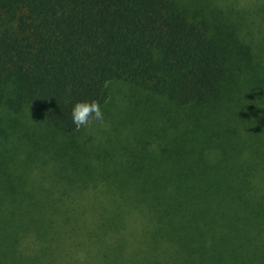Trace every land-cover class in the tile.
Returning a JSON list of instances; mask_svg holds the SVG:
<instances>
[{
  "label": "trees",
  "instance_id": "trees-1",
  "mask_svg": "<svg viewBox=\"0 0 264 264\" xmlns=\"http://www.w3.org/2000/svg\"><path fill=\"white\" fill-rule=\"evenodd\" d=\"M112 83L145 126L110 133L107 173L70 110ZM26 112L30 162H0L16 264H264V0H0V119Z\"/></svg>",
  "mask_w": 264,
  "mask_h": 264
},
{
  "label": "rangeland",
  "instance_id": "rangeland-1",
  "mask_svg": "<svg viewBox=\"0 0 264 264\" xmlns=\"http://www.w3.org/2000/svg\"><path fill=\"white\" fill-rule=\"evenodd\" d=\"M215 1L219 4L229 2V4H232L237 8H246L250 10L253 9V6L260 0H215ZM107 93H108V101L110 102V104H108V106H105L101 109V113L104 120L103 125L97 126L93 123L90 127L83 128L80 131V133H90V135H88L86 139L91 142L92 148L89 149L88 151L91 152L93 155L91 161L95 163L96 168L106 170L107 173H110V157L116 156V154L113 155V152L110 156V143L112 142V140L110 139V137L112 138L110 133H138V130H142L145 124H143V111H142L144 110V105L137 103L136 100L134 99L136 97L130 96L132 92L130 91L129 87L127 86L125 87L123 86V84L120 83H112L110 84L109 88H107ZM6 119L7 118L0 119V162L2 161L1 157L3 156H4L3 162L9 159V157L7 156L8 148L15 151L17 155L16 158L18 159V161H20V163L24 161L30 162V155L32 158L34 151L31 143L26 137L28 133H31L29 127L32 124L33 120L29 118V113H27L25 117L23 116L17 119H14L11 115H9V118L7 120ZM41 120L43 121L45 126L44 118H41ZM114 138L115 141H118L116 137ZM104 154L109 155V157L107 158L108 164L105 166L106 167L105 169L99 165V163L102 162V158H103L102 156ZM10 167L13 168L14 166L11 165ZM121 167H125V166L122 165ZM43 168L45 167L44 166L38 167V169H43ZM44 171L45 174L43 175L35 176L32 171V173H29V176L26 175L24 176L23 184L27 186L28 184H30V187H26L25 190L26 197L28 199L26 200V203L25 201L24 202L21 201L22 206L20 210H18V207L16 205L12 209L13 211L15 209L16 212L27 211V214L31 213L29 202L32 203L34 201L33 200L34 184L37 183V185L45 186L46 184H48L50 179L49 172H47L46 169ZM10 173H11L10 169H7L5 167H2L0 169V176L4 174L5 177ZM16 180L17 179H14V181ZM83 192L84 191H81L83 197H80L81 194L76 195L77 197H80L79 198L80 203L82 202L85 196ZM44 196L45 195L43 193H40L39 199H44L45 198ZM74 196L75 195L68 194V197L65 198L67 200H71L74 199ZM110 196L112 195L110 194ZM98 197L104 199V197H102L101 195L96 196V198ZM27 203L29 207L28 205L26 206ZM8 208L9 206L8 204L6 205V203L0 207V264H4V263L6 264V260L7 258L9 259V255L11 257L10 262L16 264L18 258L17 251L19 250V248H22L24 250L23 251L24 253H28L29 246L30 244H32L31 243L32 239L30 235H25V237H23L22 239L21 237H19V239L17 238L16 241L17 244L12 245L13 243L12 236L18 237L20 235H18V232L15 234L11 231V225L9 224L10 217H8L7 215ZM8 237L10 240H8ZM7 243H8V247L10 243V247H11L10 251H9L10 247L9 249H7ZM13 247L17 248V251Z\"/></svg>",
  "mask_w": 264,
  "mask_h": 264
},
{
  "label": "clouds",
  "instance_id": "clouds-1",
  "mask_svg": "<svg viewBox=\"0 0 264 264\" xmlns=\"http://www.w3.org/2000/svg\"><path fill=\"white\" fill-rule=\"evenodd\" d=\"M70 117L75 128H88L93 123L102 126L104 123L100 106L95 100L91 102H74L70 110Z\"/></svg>",
  "mask_w": 264,
  "mask_h": 264
}]
</instances>
